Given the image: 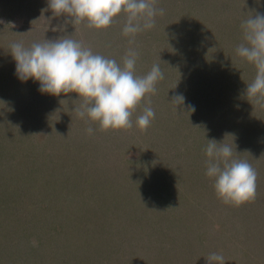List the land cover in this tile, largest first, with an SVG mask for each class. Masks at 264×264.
<instances>
[{"label": "rangeland", "instance_id": "rangeland-1", "mask_svg": "<svg viewBox=\"0 0 264 264\" xmlns=\"http://www.w3.org/2000/svg\"><path fill=\"white\" fill-rule=\"evenodd\" d=\"M156 6L164 15L156 17L154 28L137 34L132 47L138 52L135 74L143 76L159 64L164 79L151 105L146 96L133 112L131 129L104 132L98 122L77 115L82 102L77 93L56 96L41 93L34 79L22 82L10 44L28 47L72 36L120 63L129 48V37L122 35L124 14L109 28L95 30L86 21L65 24L71 18L54 16L48 0H0V73L12 86L0 88V117L3 102L15 93L28 99L21 112L3 110L7 115L1 120L9 121L0 127L1 151L10 155L20 181L10 190L0 184V264H209L206 257L213 252L225 257L224 264H264V108L246 98L256 69L235 51L242 42V21L264 12V0H157ZM180 94L184 103L176 108L170 102ZM147 106L155 118L140 131L135 121ZM76 120L87 125L76 127ZM12 125L21 140H13ZM44 131L51 132L45 140ZM65 140L81 147L69 142L63 155L77 170L107 160L124 169L123 177L147 200L140 231L134 224L119 228L113 240L105 238V249L97 231L108 237L103 228L110 220L93 221L82 211L80 218L76 198L82 185L46 186L47 157ZM208 140L232 146L234 158L256 170L254 201L235 207L217 197L214 178L205 175ZM74 149L83 151L75 157Z\"/></svg>", "mask_w": 264, "mask_h": 264}, {"label": "clouds", "instance_id": "clouds-1", "mask_svg": "<svg viewBox=\"0 0 264 264\" xmlns=\"http://www.w3.org/2000/svg\"><path fill=\"white\" fill-rule=\"evenodd\" d=\"M156 5L157 0H48L54 16L65 14L71 18L65 24L75 26L86 21L87 27L95 30L109 28L123 13L122 35L129 37V48L118 63L94 53L72 36L45 39L28 47L13 42L10 51L18 78L22 82L38 81L41 93H77L82 102L75 112L82 119L98 122L100 131L131 129L133 112L146 96L151 105V95L157 93L156 85L164 79L159 64H153L143 76L136 75L138 52L132 47L136 35L154 28L156 17L164 15L165 10ZM241 29L242 42L235 49L236 55L256 69L244 94L254 107L264 108V15L250 16L242 21ZM184 99L182 94L176 95L170 103L177 108ZM154 118V109L144 107L135 125L146 131ZM87 132L91 135L93 129L89 127ZM204 153L208 158L205 175L214 178L216 195L224 204L239 207L256 199L257 172L248 161L235 159L230 145L208 140ZM32 244L36 246L37 242L33 240ZM206 258L209 264L225 261L215 252Z\"/></svg>", "mask_w": 264, "mask_h": 264}, {"label": "trees", "instance_id": "trees-1", "mask_svg": "<svg viewBox=\"0 0 264 264\" xmlns=\"http://www.w3.org/2000/svg\"><path fill=\"white\" fill-rule=\"evenodd\" d=\"M39 8L40 6H37L36 4L33 7L35 11L41 13V11H39ZM246 10L243 11L246 12L247 15H251V10L250 9H246ZM258 13L263 14L264 12L261 13L260 11ZM1 75H2V71L0 73V79L3 78V81L0 82V88L8 87L9 90L12 87L11 84L6 86L4 83L7 81L4 82L5 77ZM17 97L18 95H16L15 93L14 99L11 98L12 100H10L7 103L3 102L2 118L0 117V127L1 126L7 127L9 123L8 120H7L8 123H3V124L1 123V120L3 118H6L5 115H7L3 110H10V111L18 110L17 112H19L20 110L21 112L24 104L28 101L27 98L19 99ZM27 105H31V102L29 101ZM38 105H41V103L39 102ZM55 118L59 119L57 117ZM61 119L62 118H60V120ZM75 122H77L75 124L76 127L82 124L87 125V123L85 122H80L77 120ZM12 126H14L15 129V133L12 132L14 136L13 140L14 139L21 140L20 136L18 135L19 128L16 125H12ZM64 126H65V122H64ZM81 132H78V134H80ZM65 135L66 137H68L66 133ZM50 136H51V132L48 133H45V131L43 132L44 140ZM69 137L71 140L72 137L71 136ZM52 138L57 139L56 135L55 136L53 135ZM69 142L70 141L65 140L62 144L60 143L61 146L57 145L59 144L57 142L56 146L51 148V150H53L56 147L55 148L56 152L53 155L54 152L53 151L52 154L48 155L47 157V162H46L47 173H50L49 174L51 175L50 179L52 180L50 181V179L48 180L46 177V179L49 182L46 186L50 185L51 187L64 190V185L67 184L82 185L81 194L79 195L78 198H76L78 201H80V208L77 214H79L81 218L82 216L80 211H82L84 217H87L93 221H96L97 219L110 220L111 223L110 227L107 226L108 229L103 228L105 230V234H107L108 237L103 236L104 235L103 230L101 231L98 229L99 232L97 231L98 242L103 246V248L107 249L109 247V244L105 245L104 242L105 238H108V242H110L111 240H113V236L117 234L119 228L121 227L124 228L125 225L127 224L128 225L134 224L135 225L134 229H137V227L143 223V219H145L143 217L146 216L149 211L145 208L146 206L145 203L147 202V200L145 199V196L142 198V195H140V193H136L133 189V186L129 184L128 180H126L123 177L124 172L122 171H124V169L121 166L114 164L110 160H107L106 163L93 162L90 164H85L86 167L83 170H77L76 168H73V165H71L70 161L66 160L65 157L63 156L65 154L66 147H68L71 143ZM13 143L14 142H12L11 144ZM71 144L75 148L77 143H74L73 141ZM233 146L237 149V145H233ZM77 148L80 149L81 147H79L78 145ZM1 149H2V144H0V157H1V153L4 154L1 151ZM76 149H74L73 151L75 157L80 155L81 152L83 151V150L77 151ZM39 153L40 151H37V156L39 155ZM234 154H236L235 149H234ZM9 156L10 155L4 154V156L0 158V162L3 163V166L0 168V173H1L0 184L2 185L3 188H6V190H10V188L14 187L15 181H20L19 180L20 176H18L15 172V166L13 164L10 166L11 164L10 161L13 160ZM82 166L84 167V165ZM36 168L38 167L33 166V169ZM39 168H41V166ZM122 191L124 192L123 194L121 193ZM144 193H147L146 188H143V195ZM129 200L130 202L128 203ZM67 208L68 206L65 209ZM106 217L109 219H105ZM82 223H83V219L81 224ZM138 230L139 229H137V231ZM75 231L76 234H78L79 231L78 230Z\"/></svg>", "mask_w": 264, "mask_h": 264}]
</instances>
